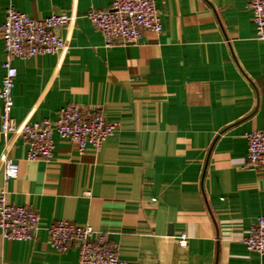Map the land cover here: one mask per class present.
Wrapping results in <instances>:
<instances>
[{
	"label": "crops",
	"instance_id": "0c3cea01",
	"mask_svg": "<svg viewBox=\"0 0 264 264\" xmlns=\"http://www.w3.org/2000/svg\"><path fill=\"white\" fill-rule=\"evenodd\" d=\"M112 2L0 0V85L9 6L32 18L77 16L58 30L65 50L13 61L16 122H55L77 103L117 124L99 150L55 131L51 160L28 159L20 135L0 134V155L19 164L6 181L0 162V196L40 217L31 241L0 231V264H79L77 246L60 252L49 241L59 220L91 225L130 264H264L244 244L264 215V171L245 167L246 134L264 129V41L250 0H155L160 34L108 46L86 14ZM2 110L0 100V126Z\"/></svg>",
	"mask_w": 264,
	"mask_h": 264
},
{
	"label": "built area",
	"instance_id": "2783aa9c",
	"mask_svg": "<svg viewBox=\"0 0 264 264\" xmlns=\"http://www.w3.org/2000/svg\"><path fill=\"white\" fill-rule=\"evenodd\" d=\"M249 8L256 25V37L264 41V0H250ZM87 18L101 31L106 45H137L145 31L160 34L163 23L155 0H113L108 8H94L87 12ZM76 15L52 14L32 18L17 10L13 5L6 11L1 27L6 59L4 75L0 85V100L3 102L0 134L20 135L29 145L27 158L30 160H51L54 157L53 134L56 131L63 138L75 142L80 151L88 147L96 150L115 134L117 124L107 119L101 111L85 114L77 103H69L60 109L55 122L19 124L11 116L14 106L13 88L18 69L17 58H29L40 54H55L66 49V42L58 33L68 26ZM248 147L245 167L264 171V129H255L246 134ZM4 164L6 181L18 176L19 164L8 154L0 155ZM40 230L38 212L29 206L8 201L7 191L0 196V231L4 238L17 241H31ZM53 248L67 252L74 246L79 248V264H130L119 255L118 247L111 245L104 234L95 235L91 225H76L59 220L47 228ZM187 234L178 239L181 247L187 246ZM247 249L264 254V215L251 225L244 238Z\"/></svg>",
	"mask_w": 264,
	"mask_h": 264
}]
</instances>
